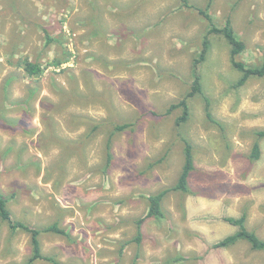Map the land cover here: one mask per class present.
<instances>
[{
	"label": "rangeland",
	"instance_id": "374dc122",
	"mask_svg": "<svg viewBox=\"0 0 264 264\" xmlns=\"http://www.w3.org/2000/svg\"><path fill=\"white\" fill-rule=\"evenodd\" d=\"M0 0V193L17 221L58 223L72 240L41 233L42 253L63 264H264L241 241L264 239V77L242 74L231 46L209 35L201 96L184 99L202 51L208 8L231 22L249 67L264 65V0ZM47 37L54 41L48 43ZM41 65L30 77L24 62ZM61 62V64H56ZM130 124L111 137L116 124ZM94 125L100 127L94 131ZM186 142L189 192H169L163 218H146L148 196L177 185ZM260 146L253 157L254 144ZM144 222L138 227V221ZM141 235V241L135 239ZM30 235L0 222V264H29ZM32 264H52L38 260Z\"/></svg>",
	"mask_w": 264,
	"mask_h": 264
},
{
	"label": "trees",
	"instance_id": "16d2710c",
	"mask_svg": "<svg viewBox=\"0 0 264 264\" xmlns=\"http://www.w3.org/2000/svg\"><path fill=\"white\" fill-rule=\"evenodd\" d=\"M185 6L188 8H194L188 0H183ZM209 9H198L199 14L208 22V32L203 38L202 43V51L199 55V58L194 62L193 67V76L194 80L191 86V90L188 93V95L182 99L179 103L172 105L168 113H171L175 109H181L182 115L178 118L177 124L180 125L181 123L186 122L189 119L190 115V106H189V99L195 96H201L205 103V111L206 115L208 117L211 116L209 112L210 102L209 99L204 95L203 92V86L201 82V75L199 73V66L202 62L205 61L208 50H209V35L211 34H218L224 36V38L228 41L229 45L231 46V62L233 66L242 74L241 78L237 82L236 86H243L247 83V81L252 77H264V65L259 67H249L243 62H240L237 60V57L241 55V53L245 50V43L238 39L236 32L234 28L231 25V22L228 21L227 24L219 28L214 24L213 18L209 14ZM48 43L50 44L54 40L50 37H47ZM56 64H61V62H56ZM24 70L30 77H36L39 76L43 69L40 64L32 62L30 60H26L24 62ZM130 124H116L114 125V130L111 133L110 138L107 142V157L108 160L111 158V153L109 152L110 144H111V137L116 133L125 130L128 128ZM100 126L94 125L92 130L96 131ZM255 134L257 137L264 139V130L256 131ZM192 145L188 142L185 144L184 148V165L178 180V183L176 186H174L171 189L163 190L157 194H152L148 196V203H149V209L146 218H163L164 212L162 210V202L165 196L171 192V191H181L183 193L189 192V186H188V180L191 172L194 169V158H193V150ZM253 157L259 158L260 156V146L258 143L254 144L253 147ZM229 224L235 226L238 228V230L225 237L221 241H219L215 247L216 248H229L241 241H245L248 244H250L251 248L255 251H264V239L259 238L254 232L249 231L246 226V217L242 216L240 218H226L225 219ZM0 222L2 224H5L9 227V229L13 232L23 231L30 235L31 238V247H32V258L28 261L29 264L34 263L38 260H45L49 261L52 264H63L62 262L55 260L53 257L45 256L42 253L41 248V242H40V235L41 233H53L56 235H61L67 238L68 240H72L71 234L65 230L62 229L58 223H54L52 225H49L45 228L39 229L34 228L31 226L26 225L25 223L21 221H17L14 219L12 211L9 209L8 206V199L0 193ZM144 222V219H140L138 221V227L142 225ZM135 241L140 242L141 241V235L139 234L138 237L135 239Z\"/></svg>",
	"mask_w": 264,
	"mask_h": 264
}]
</instances>
